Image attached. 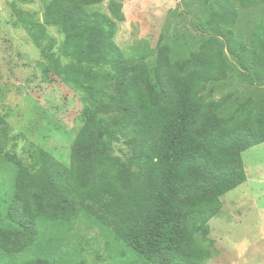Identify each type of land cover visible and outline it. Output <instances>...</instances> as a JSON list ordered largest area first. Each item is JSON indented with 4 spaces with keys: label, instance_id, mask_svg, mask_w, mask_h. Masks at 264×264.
Returning <instances> with one entry per match:
<instances>
[{
    "label": "trees",
    "instance_id": "obj_1",
    "mask_svg": "<svg viewBox=\"0 0 264 264\" xmlns=\"http://www.w3.org/2000/svg\"><path fill=\"white\" fill-rule=\"evenodd\" d=\"M103 1L46 0L42 21L14 6L89 110L70 162L37 145L22 160L0 115V264H89L93 228L111 264H207L210 221L247 181L243 153L264 142V94L218 89L234 63L264 86V0H211L204 39L189 50L161 42L154 66L128 61L115 41L121 0L88 11ZM48 26L64 36L58 53Z\"/></svg>",
    "mask_w": 264,
    "mask_h": 264
},
{
    "label": "rangeland",
    "instance_id": "obj_2",
    "mask_svg": "<svg viewBox=\"0 0 264 264\" xmlns=\"http://www.w3.org/2000/svg\"><path fill=\"white\" fill-rule=\"evenodd\" d=\"M109 1L87 9L109 13ZM121 1L126 20L118 23L115 41L130 62L154 66L161 42L189 50L195 40L204 39L198 25L210 10L211 0ZM45 3L0 0V115L17 136L12 150L22 160L29 161L28 149L37 145L56 159L70 162L72 140L85 122L89 105L81 92L54 76L41 49L19 24L14 7L42 21ZM47 31L55 39L52 50L58 53L64 36L54 26ZM230 73L229 80L218 84L222 92L238 91L240 99L264 94V86L252 83V74L238 64H233ZM243 161L247 181L221 198V212L210 221L209 238L215 252L207 264H264V142L247 149ZM84 235L99 236L95 244L87 245V262L111 264L103 234L93 228Z\"/></svg>",
    "mask_w": 264,
    "mask_h": 264
}]
</instances>
